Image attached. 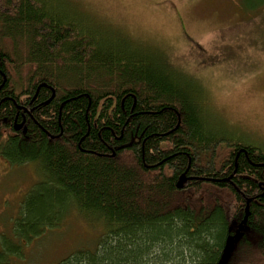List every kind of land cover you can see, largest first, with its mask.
<instances>
[{
	"label": "trees",
	"instance_id": "obj_1",
	"mask_svg": "<svg viewBox=\"0 0 264 264\" xmlns=\"http://www.w3.org/2000/svg\"><path fill=\"white\" fill-rule=\"evenodd\" d=\"M71 2L0 0V118L26 92L44 103L26 134L0 127V153L40 177L0 264L73 210L107 231L59 264H264V151L238 141L165 64L71 14ZM247 6L264 16V0Z\"/></svg>",
	"mask_w": 264,
	"mask_h": 264
},
{
	"label": "rangeland",
	"instance_id": "obj_2",
	"mask_svg": "<svg viewBox=\"0 0 264 264\" xmlns=\"http://www.w3.org/2000/svg\"><path fill=\"white\" fill-rule=\"evenodd\" d=\"M72 1L71 14L91 17L89 27L106 32L113 46L124 44L165 64L169 74L205 96L238 141L264 151V16L247 6L260 0ZM39 182L35 166L13 165L0 153V251L19 245L14 221ZM69 213L62 226L22 243L24 256L12 257V264H59L98 248L105 224Z\"/></svg>",
	"mask_w": 264,
	"mask_h": 264
},
{
	"label": "flooded vegetation",
	"instance_id": "obj_3",
	"mask_svg": "<svg viewBox=\"0 0 264 264\" xmlns=\"http://www.w3.org/2000/svg\"><path fill=\"white\" fill-rule=\"evenodd\" d=\"M6 96L3 97L2 102H9V94L1 95ZM34 96L33 99H31L28 92L20 96L18 104L15 103V112L14 116H8V117H1L0 118V127L4 128V133L7 134V136L11 135H17L20 131L23 134H26L30 119H32L31 114L35 112L36 109L40 108L44 103H38L37 98ZM44 106V105H43Z\"/></svg>",
	"mask_w": 264,
	"mask_h": 264
},
{
	"label": "water",
	"instance_id": "obj_4",
	"mask_svg": "<svg viewBox=\"0 0 264 264\" xmlns=\"http://www.w3.org/2000/svg\"><path fill=\"white\" fill-rule=\"evenodd\" d=\"M188 181V179L186 178V175L183 174L180 178V180L177 183V188L178 189H183L184 185L186 184V182Z\"/></svg>",
	"mask_w": 264,
	"mask_h": 264
},
{
	"label": "bare ground",
	"instance_id": "obj_5",
	"mask_svg": "<svg viewBox=\"0 0 264 264\" xmlns=\"http://www.w3.org/2000/svg\"><path fill=\"white\" fill-rule=\"evenodd\" d=\"M4 82H6V77L4 76Z\"/></svg>",
	"mask_w": 264,
	"mask_h": 264
}]
</instances>
